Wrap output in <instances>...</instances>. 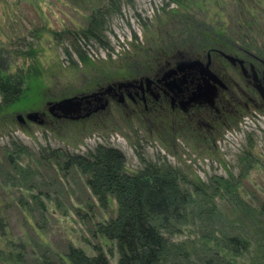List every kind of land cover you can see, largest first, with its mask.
Masks as SVG:
<instances>
[{
	"label": "rangeland",
	"instance_id": "1",
	"mask_svg": "<svg viewBox=\"0 0 264 264\" xmlns=\"http://www.w3.org/2000/svg\"><path fill=\"white\" fill-rule=\"evenodd\" d=\"M106 1L0 0V78L32 74L30 80L26 75L23 97L0 113V264L56 262L69 244L88 255L96 253L95 246H112L93 230L95 223L115 215L114 199L103 208L87 185L88 175L75 166L66 168L64 158L49 157L57 149L85 155L98 144L121 151L128 173L144 165L139 151L147 161L179 167L194 181L208 183L214 176L232 180L239 202L222 190V196L214 198L215 218L189 219L172 239L198 246L213 225L249 241L248 250L236 257L219 249L229 264H264L263 115L246 118L226 134L217 151L171 144L165 150L155 142L140 141L133 128L122 134L103 128L74 135L37 126L27 130L13 121L15 112L36 109L51 94L60 98L100 75L123 74L164 31H179L181 13L224 29L247 26L239 29L264 46V0H123L120 12L107 19L106 46L94 39L72 40L70 32L85 29L91 12ZM78 46L88 58L85 62L78 57ZM246 163L250 166L245 170ZM110 259L114 263L116 255Z\"/></svg>",
	"mask_w": 264,
	"mask_h": 264
},
{
	"label": "flooded vegetation",
	"instance_id": "2",
	"mask_svg": "<svg viewBox=\"0 0 264 264\" xmlns=\"http://www.w3.org/2000/svg\"><path fill=\"white\" fill-rule=\"evenodd\" d=\"M183 18L182 32L164 31L123 74L100 75L60 98L51 94L36 109L22 111L23 119L15 112L13 121L27 130L37 126L74 135L133 128L140 141L165 150L171 144L217 151L246 118L264 116V46L239 29L247 26L224 29ZM71 96L79 111L63 115L53 108ZM31 111L38 112L36 119L25 117Z\"/></svg>",
	"mask_w": 264,
	"mask_h": 264
},
{
	"label": "trees",
	"instance_id": "3",
	"mask_svg": "<svg viewBox=\"0 0 264 264\" xmlns=\"http://www.w3.org/2000/svg\"><path fill=\"white\" fill-rule=\"evenodd\" d=\"M122 1L107 0L93 10L85 29L79 33L70 32L72 40L94 39L106 46L103 31L107 19L120 12ZM184 16L181 13V17ZM182 23L187 24L186 21ZM184 29L180 28L179 32ZM76 48L80 61L85 62L87 56L79 46ZM2 67L0 62V70ZM26 75L30 80V73L0 78V113L23 97L29 81ZM136 153L144 165L137 172L128 173L124 154L102 144L85 155H71L60 149L50 152L49 157L66 159V168L75 166L88 175L87 185L103 208L113 198L117 209L113 217L94 225V235L111 243L107 250L95 246L96 253L88 255L82 248L69 244L56 262L44 259L38 264H229L219 249L233 257L248 250L246 238L217 230L213 225L209 232L202 234L198 246L192 241L172 239L189 219L200 217L209 222L215 218L218 210L214 198L221 195L222 190L231 193L239 202L236 183L222 176H214L208 183L194 181L177 166L147 161L139 151ZM249 166L246 163L245 170ZM115 255L113 263L110 258Z\"/></svg>",
	"mask_w": 264,
	"mask_h": 264
},
{
	"label": "water",
	"instance_id": "4",
	"mask_svg": "<svg viewBox=\"0 0 264 264\" xmlns=\"http://www.w3.org/2000/svg\"><path fill=\"white\" fill-rule=\"evenodd\" d=\"M53 108L63 112V115L72 114L79 111V101H77L76 98L73 96L64 97L56 101L53 104ZM16 115L19 119H23V114L21 112H17ZM25 117L27 119H36V117H38V112L37 111L27 112L25 113Z\"/></svg>",
	"mask_w": 264,
	"mask_h": 264
}]
</instances>
